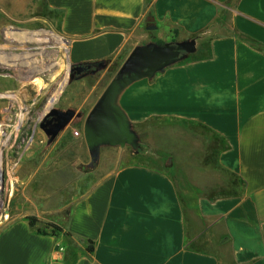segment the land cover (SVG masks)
Instances as JSON below:
<instances>
[{
	"label": "crops",
	"instance_id": "crops-1",
	"mask_svg": "<svg viewBox=\"0 0 264 264\" xmlns=\"http://www.w3.org/2000/svg\"><path fill=\"white\" fill-rule=\"evenodd\" d=\"M11 1L58 12L74 64L123 62L139 44L212 33L211 59L190 67L177 63L152 79L135 81L119 103L133 125L172 117L225 136L230 148L218 161L245 181V192L200 200L202 215L221 225L232 252L233 259H222L186 248L184 203L167 172L122 164L79 196L67 219L25 213L2 228L0 264H264V50L238 36L264 45V0L232 6L226 0ZM221 26L226 33H216ZM30 215L40 225L58 223L71 235L40 234L39 225L32 227L26 218Z\"/></svg>",
	"mask_w": 264,
	"mask_h": 264
},
{
	"label": "rangeland",
	"instance_id": "rangeland-1",
	"mask_svg": "<svg viewBox=\"0 0 264 264\" xmlns=\"http://www.w3.org/2000/svg\"><path fill=\"white\" fill-rule=\"evenodd\" d=\"M59 16L45 6L33 9L29 2L17 6L11 0H0V53L4 56V64H0V232L25 213L67 219L75 200L117 166L139 163L170 175L184 203L189 233L202 234L204 242L198 247L222 259H233L221 225L205 219L200 210V200L216 195L225 181L216 167V139L197 122L159 116L134 125L139 149L102 145L94 159L84 137V122L123 59L102 61L81 76L71 73L74 63L60 33ZM226 31L225 26L216 29L218 34ZM8 32L23 36L46 32L60 40L11 41ZM211 35L196 36L197 50ZM32 50L37 52L32 56L36 59L33 68L5 64L8 55ZM52 108L72 109L76 114L51 139L39 124ZM45 222L40 225L39 220L37 226L43 227Z\"/></svg>",
	"mask_w": 264,
	"mask_h": 264
},
{
	"label": "water",
	"instance_id": "water-1",
	"mask_svg": "<svg viewBox=\"0 0 264 264\" xmlns=\"http://www.w3.org/2000/svg\"><path fill=\"white\" fill-rule=\"evenodd\" d=\"M149 20L153 21V18ZM196 50V37L163 43L151 41L133 47L86 116L83 132L94 159L98 157L102 145L140 148L138 133L119 103L120 95L135 81L154 78ZM85 69L83 63H75L71 65L70 72L77 71V75L81 76L85 74ZM75 114L72 109L52 108L39 125L52 139L74 119Z\"/></svg>",
	"mask_w": 264,
	"mask_h": 264
},
{
	"label": "trees",
	"instance_id": "trees-1",
	"mask_svg": "<svg viewBox=\"0 0 264 264\" xmlns=\"http://www.w3.org/2000/svg\"><path fill=\"white\" fill-rule=\"evenodd\" d=\"M150 2L152 0H149ZM238 0H226V4L229 6H232L237 3ZM239 37L249 43L250 45L260 49L264 50V45H262L260 42L257 40L245 35L238 33ZM196 37V36H194ZM216 37L214 35H211L209 40H206L203 42L202 49L199 48L194 53L189 54L184 60L179 62V64L190 67L195 65L197 62L203 61V60H208L211 59L214 56V49H213V40ZM160 43H163L160 41ZM201 126L205 128L208 132L212 134V136L216 139L218 145H219V150H218V157L219 155L230 148V144L228 140L226 139L225 136L221 135L220 133L216 132L214 129L211 127L199 123ZM216 167L222 172L223 176L225 177V181L223 182L222 186L218 189L216 195L213 197L208 196V198L216 200L220 198H229V197H240L244 194L245 192V181L236 173L231 172L224 168L223 166L220 165L219 161L217 160ZM185 209V208H184ZM185 211V210H184ZM32 227L37 226L39 223L38 217L34 215H30L26 217ZM185 220L187 221V216H186V211H185ZM186 228H187V222H186ZM37 232L40 234H51V235H59L60 233L64 232L66 235H71L70 231L64 230V228L59 225L58 223L55 222H45L44 226L41 227L39 226L37 228ZM202 234L200 233H195V234H190L188 229L186 233V248L202 252V253H209L208 251L199 248V244L203 243L204 241L201 239ZM90 245L88 246L87 250L89 252H92L94 250L93 246V241H89Z\"/></svg>",
	"mask_w": 264,
	"mask_h": 264
},
{
	"label": "bare ground",
	"instance_id": "bare-ground-1",
	"mask_svg": "<svg viewBox=\"0 0 264 264\" xmlns=\"http://www.w3.org/2000/svg\"><path fill=\"white\" fill-rule=\"evenodd\" d=\"M6 35L11 41H22V42H25V43H32V42L34 43L36 41L37 42L38 41H46V40H48L50 38L51 39L54 38V39L60 40V37H58L56 35H51L50 36V34L48 35L46 32L41 33V34H39V33L37 34V35H41V37L43 36L42 38H40V37L38 38V36L36 34H34V35H26V36L24 35L23 36L22 34L17 33V32H8V34H6ZM36 53L37 52L35 50H32V51H26V52L20 54L19 56H17V55L16 56L15 55H8L7 56L8 59H6L7 62H5V64L6 63H7V65L22 64V65H26L27 67L30 66L31 68H33L36 59H34L32 56L35 55ZM3 57H2V54H1L0 55V64H4ZM23 59H26V60H23Z\"/></svg>",
	"mask_w": 264,
	"mask_h": 264
},
{
	"label": "flooded vegetation",
	"instance_id": "flooded-vegetation-1",
	"mask_svg": "<svg viewBox=\"0 0 264 264\" xmlns=\"http://www.w3.org/2000/svg\"><path fill=\"white\" fill-rule=\"evenodd\" d=\"M83 65H85L86 69H85V73H89L93 70H95L97 67H99L101 64H93V63H83ZM77 73V71H74ZM83 73V72H82Z\"/></svg>",
	"mask_w": 264,
	"mask_h": 264
}]
</instances>
